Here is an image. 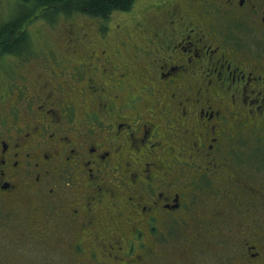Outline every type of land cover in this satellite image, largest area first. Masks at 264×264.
I'll list each match as a JSON object with an SVG mask.
<instances>
[{
  "label": "flooded vegetation",
  "instance_id": "obj_1",
  "mask_svg": "<svg viewBox=\"0 0 264 264\" xmlns=\"http://www.w3.org/2000/svg\"><path fill=\"white\" fill-rule=\"evenodd\" d=\"M156 8L135 29L145 43L116 34L123 66L84 32L69 56L51 44V60H14L17 79L0 80V206L23 204L13 223L69 264H172L178 241L182 264H264V173L239 149L264 143V58L221 33L248 13L264 26V0ZM136 88L156 100L146 119L132 118ZM142 146L154 153L132 164ZM0 264L18 263L0 250Z\"/></svg>",
  "mask_w": 264,
  "mask_h": 264
},
{
  "label": "rangeland",
  "instance_id": "obj_2",
  "mask_svg": "<svg viewBox=\"0 0 264 264\" xmlns=\"http://www.w3.org/2000/svg\"><path fill=\"white\" fill-rule=\"evenodd\" d=\"M165 1L166 0H138L135 9L132 12L112 13L107 22L109 27L106 29V31H110L111 34L107 41L111 45H108L102 38V31L104 30L102 27L103 20L87 14H58V16L56 15L51 19L54 22L41 16V14H37L25 23V28L30 31L34 53L40 54L46 59H52L51 53L48 50V47L51 44L56 46V50L59 51V54L62 51L69 56L70 49L73 48L67 46L66 42L68 36L73 33L76 37L80 35L81 38H83L84 32V37L86 39H82L83 43H86V41L89 40L92 42V45L95 44L99 47L106 45L108 48L107 52L111 55V58H115L113 59V63L123 66L122 59L127 61H129V59L126 55H124L122 59L120 58L122 56L117 55L116 34L118 33V36L120 37L126 36L127 31L129 30V33L133 36L131 42L136 41L139 43H145L143 34L139 30L141 26L139 19L142 18V21H145L151 19L155 15H160V9H157L156 5L158 3L162 4ZM27 7L28 5H26V3H21V0H0V24L12 18L18 12H21V9L25 8V10H27ZM162 17L165 18L164 12ZM253 19L254 17L249 13L241 15L238 20H232L230 23H226V27L221 26V33L225 40L230 39L240 50L247 52V49L251 48L253 50L251 52L256 55L257 59L259 57L264 58V26H262L257 19H255V21ZM251 24L255 26L254 29L250 28ZM138 26L139 29L135 30ZM231 31L234 33L230 34ZM84 51L87 50H80L79 53L85 54ZM134 52L135 49H131V55L134 54ZM18 58L19 57H14L12 55H0V80L3 79V75L9 80V82L17 79V73L15 72L16 69H14L16 63H14V60H17ZM46 63L45 60L43 65L40 66V64H38L37 66H40L38 69L43 68ZM136 66L137 65L135 64L133 67ZM125 71L129 70L125 69ZM136 75H138V72H136ZM136 82V86H138L140 83L139 77ZM138 89L139 88L132 89L133 93L131 94V96H137L136 100L132 102L138 104V110L131 106L129 107L134 112L132 118L134 117V119H137L140 114L141 117L144 116V119H146L147 117H150L149 109L154 106L151 104L152 102L155 104L156 100L153 101V97L147 96L142 102H140L141 100L138 98L140 91H138ZM123 92H127V90L125 89ZM130 109H127V111H130ZM126 120H129V118ZM248 144L244 142L243 146L239 147V149H242L243 151L248 149V151H250L251 156H249L248 159L252 162V166L257 167L256 169L259 171V175H262V173H264V143H258L255 149L248 148ZM157 149L159 148H155V150ZM133 153V158L130 159L131 157L129 155V160H131L132 164H135L150 159V156L154 152H150L145 146H142L139 152L136 153L133 151ZM170 160L171 159L169 158V161ZM21 206L23 207L24 205L19 204L16 208H12L8 204L0 206V250L3 252L4 258H7L10 262L17 261L18 264H69L67 257L61 254L59 250H56L54 246L46 245V241H44L42 237L33 238L26 234L25 227H28L26 222L25 224L18 222L15 224L13 223L14 216L17 215L14 213H18L19 210H21ZM25 209L26 207L23 208L22 211L25 212ZM5 220L6 223H4ZM182 249H184V243L178 241L174 246L165 250L166 252H169V257H171L169 261H171L172 264H182L179 260V257L182 255ZM233 253L232 249L226 251V254ZM205 257L206 264H220V262L213 260L211 253H206ZM227 261L228 259L226 256V264Z\"/></svg>",
  "mask_w": 264,
  "mask_h": 264
},
{
  "label": "trees",
  "instance_id": "obj_3",
  "mask_svg": "<svg viewBox=\"0 0 264 264\" xmlns=\"http://www.w3.org/2000/svg\"><path fill=\"white\" fill-rule=\"evenodd\" d=\"M137 2L138 0H21V3L28 5L27 10L21 9V12L0 24V55L27 59L26 56L34 54L30 31L25 28V23L37 14L50 20L58 14H87L101 18L102 27L108 28L107 22L112 13L132 12Z\"/></svg>",
  "mask_w": 264,
  "mask_h": 264
}]
</instances>
